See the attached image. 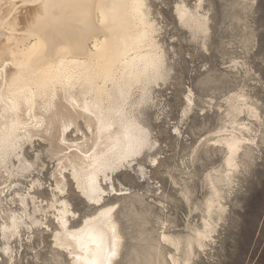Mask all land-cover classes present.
Segmentation results:
<instances>
[{"label": "bare ground", "instance_id": "1", "mask_svg": "<svg viewBox=\"0 0 264 264\" xmlns=\"http://www.w3.org/2000/svg\"><path fill=\"white\" fill-rule=\"evenodd\" d=\"M197 6L194 15L185 1L176 5L194 40L210 30L203 0ZM159 32L148 0H0V240L11 264L18 256L14 242L40 228L52 231L54 246L68 255L69 264H117L124 236L116 217L119 206L107 199L128 194L115 186L114 174L158 144L142 109L170 72L162 62L167 53ZM165 70L167 78H158ZM186 98L183 115L196 106L192 91ZM257 102L240 89L216 104L221 124L193 149L194 155L201 148L223 155L204 174L208 196L193 206L188 182L180 193L201 222L189 220L181 229L162 222L157 236L137 252V264H193L213 243L228 194L259 145L257 125L263 119ZM36 140L54 163L57 193L50 202L38 195L39 177L26 190L18 181L31 176L36 161L26 148ZM150 159L160 163L157 155ZM137 164L145 176V167ZM69 180L96 207L78 226L73 222L79 214L66 198Z\"/></svg>", "mask_w": 264, "mask_h": 264}, {"label": "rangeland", "instance_id": "2", "mask_svg": "<svg viewBox=\"0 0 264 264\" xmlns=\"http://www.w3.org/2000/svg\"><path fill=\"white\" fill-rule=\"evenodd\" d=\"M182 1L187 3V0H148L160 30L158 38L162 34L170 36L167 46L174 56L167 62L170 68L167 82L153 87V99L142 109L143 121L158 141L154 150L138 158L146 175L141 176L137 163L114 174L115 186L128 192L107 199L108 204L119 206L116 217L124 236L122 254L116 263H139L137 252L143 251L149 237L157 236L162 222L178 225L180 229L189 220L201 222L200 213H191L180 193L188 182L193 191L192 205L202 203L208 196L204 174L219 165L223 155L215 149L202 148L194 155L193 149L221 124L216 104L231 91L245 89L258 101L262 115L263 124L257 125L262 130L258 133L259 145L252 153V161L243 163L236 185L228 194L226 212L219 221L213 243L206 252L197 254L193 264H264V0H258L254 10L247 7L249 0H203L202 11L209 17L210 30L207 36L195 40L177 16L176 5ZM173 64L180 68L179 73ZM227 65L231 68H226ZM190 91L194 93L196 106L193 113L183 115ZM37 152L40 159H36ZM26 155L36 164L31 176L20 177V188L28 189L31 181L39 177L43 189L37 191L38 195L44 202H50L57 193L52 190L54 163L38 140L27 146ZM150 155H157L160 163L154 164ZM71 185L79 193L75 184ZM11 192L12 189L6 194L9 196ZM79 200V206H74L69 199L79 214L73 222L75 226L96 210L82 195ZM49 215V222L55 227L52 211ZM14 246L18 250L15 264L70 263L68 255L54 246L52 231L40 228L34 233L27 232L22 243L16 241ZM1 247L0 240V264L4 260L11 264Z\"/></svg>", "mask_w": 264, "mask_h": 264}, {"label": "snow or ice", "instance_id": "3", "mask_svg": "<svg viewBox=\"0 0 264 264\" xmlns=\"http://www.w3.org/2000/svg\"><path fill=\"white\" fill-rule=\"evenodd\" d=\"M200 3L202 4V0H200ZM187 4L190 5L191 12L194 15H198L199 8L197 6L196 0H187ZM257 4H258V0H249V4L247 5V7L249 9H253L254 10L255 7L257 6ZM37 6H39V5H37ZM160 41H161V48L163 49L164 52L167 53V55L163 57V61H162L164 64H166L168 62V60L171 59L174 56V51L172 49H169L168 46H167L168 42L170 41V36L162 34L161 37H160ZM248 46H249V48H251L252 44L249 43ZM173 67H176V71H177V73H179L180 68L177 67L175 64H173ZM226 68H231V65H227ZM158 78H167L166 70H165L164 75L162 77L158 76ZM145 147H148V146L145 145ZM139 155H140V157H143L144 153L141 152ZM139 162L140 161L134 162L133 163V167H135V164L139 163ZM123 167H124V169H128V163H125ZM133 178H135V177H133ZM69 185H70V188H69V192L67 194V198L73 201L74 206H79V203H80L79 196H80V194L76 193L74 191V186L71 185V180H69ZM105 186H107V185L105 184ZM112 255H116V253L113 252ZM3 264H8V261L4 260Z\"/></svg>", "mask_w": 264, "mask_h": 264}]
</instances>
